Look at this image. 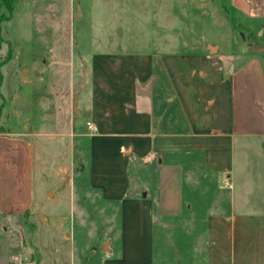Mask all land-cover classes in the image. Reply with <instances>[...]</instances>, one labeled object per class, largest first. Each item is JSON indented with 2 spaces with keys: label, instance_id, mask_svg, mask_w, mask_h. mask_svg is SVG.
Returning a JSON list of instances; mask_svg holds the SVG:
<instances>
[{
  "label": "rangeland",
  "instance_id": "374dc122",
  "mask_svg": "<svg viewBox=\"0 0 264 264\" xmlns=\"http://www.w3.org/2000/svg\"><path fill=\"white\" fill-rule=\"evenodd\" d=\"M168 2L0 0V132L32 135L37 151L33 206L21 217H0V264H101L118 251L119 206L103 201L89 187L90 131L84 113L89 61L96 53L120 52L116 47L123 43L143 50L153 40L151 30L160 27L155 6ZM176 5L179 30L187 24L196 42L223 43L227 0H178ZM230 25L243 50L255 53L257 47L264 54V20L235 16ZM16 96L32 98L29 114L15 104ZM161 160L183 166L184 207L177 216L156 218L154 264H199L207 214L238 212L232 209L238 203L255 207L242 209L246 212L264 208L261 137L235 145L238 189L232 183L231 188L224 186L228 177L219 181L203 174L198 154ZM159 164L132 160L129 191L138 196L146 188L156 191Z\"/></svg>",
  "mask_w": 264,
  "mask_h": 264
},
{
  "label": "crops",
  "instance_id": "0c3cea01",
  "mask_svg": "<svg viewBox=\"0 0 264 264\" xmlns=\"http://www.w3.org/2000/svg\"><path fill=\"white\" fill-rule=\"evenodd\" d=\"M177 1L155 6L160 27L143 50L123 43L120 52L90 57L84 108L95 128L88 134L89 187L119 206L121 227L118 251L101 264H154L156 218L177 216L184 207L183 166L161 157L198 154L203 174L228 177L238 189L235 145L264 140V54L235 42L229 16L223 43L196 42L190 26L178 28ZM227 2L235 16L264 20V0ZM14 100L26 114L32 111L30 96ZM36 154L32 135L0 132L1 218L21 217L33 206ZM132 160L160 163L156 191H129ZM233 206L241 210L203 218L199 264H264V208Z\"/></svg>",
  "mask_w": 264,
  "mask_h": 264
},
{
  "label": "built area",
  "instance_id": "2783aa9c",
  "mask_svg": "<svg viewBox=\"0 0 264 264\" xmlns=\"http://www.w3.org/2000/svg\"><path fill=\"white\" fill-rule=\"evenodd\" d=\"M86 128L90 131V132H94L95 131V128L93 126V124L90 122V121H87L86 122ZM224 186L227 187V188H231V181L229 178H226L225 181H224Z\"/></svg>",
  "mask_w": 264,
  "mask_h": 264
},
{
  "label": "trees",
  "instance_id": "16d2710c",
  "mask_svg": "<svg viewBox=\"0 0 264 264\" xmlns=\"http://www.w3.org/2000/svg\"><path fill=\"white\" fill-rule=\"evenodd\" d=\"M230 22L233 25L235 22V11L232 8H229L228 10ZM242 28V27H241ZM247 31L250 33V29L247 28ZM1 108V107H0Z\"/></svg>",
  "mask_w": 264,
  "mask_h": 264
},
{
  "label": "water",
  "instance_id": "95a60500",
  "mask_svg": "<svg viewBox=\"0 0 264 264\" xmlns=\"http://www.w3.org/2000/svg\"><path fill=\"white\" fill-rule=\"evenodd\" d=\"M260 51H262L264 53V48H261ZM74 113H76V109L74 108Z\"/></svg>",
  "mask_w": 264,
  "mask_h": 264
}]
</instances>
